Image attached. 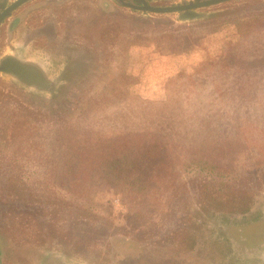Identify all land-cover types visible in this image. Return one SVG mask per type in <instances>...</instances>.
<instances>
[{"label": "rangeland", "instance_id": "1", "mask_svg": "<svg viewBox=\"0 0 264 264\" xmlns=\"http://www.w3.org/2000/svg\"><path fill=\"white\" fill-rule=\"evenodd\" d=\"M178 1L182 0L157 3ZM259 1L264 0L217 3L199 9L210 12V18L181 24L177 13L137 18L111 0H50L25 14L18 33L8 37L5 22L0 55L15 51L12 47L17 45L28 46L30 52L38 48L33 26H44L45 21L48 35L56 28L59 35L83 43L89 54L83 64L79 57L68 63L57 76L60 85L52 95L38 94L0 74V237L1 232L5 240L15 234L23 241L17 245L19 258L31 261L37 251L51 249L70 256L80 252L86 264H225V245H217L214 228L246 223L264 207V58L246 61L233 71L221 63L212 81L201 75L198 90L193 84L185 85L187 90L178 93L186 107L181 136L190 142L187 146L214 145L217 151H229L219 168L190 169L180 159L170 175L143 192L129 191L119 178L107 174L97 176L98 184L73 191L68 185L53 184L55 177L37 162L40 156L32 152V146L39 131L67 123L104 136L153 129L158 122L152 125L146 120L151 114L146 102L165 100L168 84H175L171 79L180 71L152 68L162 66L157 58L197 44L215 51L206 59L208 65L223 59L230 64L226 50L246 43L237 19L264 12ZM213 28L220 31L219 36L206 40L215 32ZM26 29L29 32L23 36ZM59 45L46 48L56 52ZM214 57L221 59L214 61ZM236 72L246 75L239 80L233 75ZM238 85L244 90L248 86V94L239 93L245 100L237 99L234 90L242 87ZM111 88L125 89L121 95L111 94L112 102L120 104L108 106V111L102 103L91 104L108 99L102 91ZM89 104L94 105L90 111L86 110ZM117 106L122 119L112 116ZM209 139L218 143H203ZM18 227L26 236L14 230ZM94 231L100 238L88 240L86 234ZM249 232L262 238L256 229ZM108 236L134 240L141 252L126 255L106 240ZM215 242L221 247L212 250ZM11 250L16 252V246Z\"/></svg>", "mask_w": 264, "mask_h": 264}, {"label": "trees", "instance_id": "2", "mask_svg": "<svg viewBox=\"0 0 264 264\" xmlns=\"http://www.w3.org/2000/svg\"><path fill=\"white\" fill-rule=\"evenodd\" d=\"M261 3L264 1H259L258 6H264ZM236 25L241 38L246 43L226 50L225 55H229L230 64L224 59L219 63H213L215 60L221 59V57H214L213 64L208 65L207 57L192 71L180 70L172 77L171 81L175 84H168L165 100L146 102L147 110L152 115L146 117V120L152 125L158 122L157 126L152 127L153 129L135 133L122 131L104 136L105 134L102 132L81 130L80 124L78 126L67 123L61 127L39 131L38 137H35V139L38 138L36 139L38 141L33 142L32 152L39 153L40 157L37 158V162L43 167L45 166V169L55 177L53 184L68 185L73 191H78L80 188L84 190V188L87 189V187L99 183L97 176L103 177L107 174L119 178L125 183L127 190L143 192L170 175L180 163V159L186 160L184 162L190 169L209 168L208 166H212V169L219 168L220 160L225 158L229 151H217L214 145L187 146V143L190 142L185 143L181 136L179 128L182 125L186 107L180 102L178 93L187 90L184 89L185 85L193 84L198 90L200 85L197 79L201 75L212 81V74L221 70V63H225L228 69L232 70L241 67L242 63L246 61L264 58V12L257 11L250 16L240 17L237 19ZM212 30L216 31L217 28ZM237 74L238 72L233 75L239 80L246 75L245 73ZM180 77L183 79L180 80ZM179 86H182V89H179ZM238 86L242 87L234 90V92L237 91V99L245 100L240 96L248 94L246 91L248 86H245V90L243 85ZM123 91L125 92V89H104L102 94L109 98L104 101L96 99L91 104L102 103L105 110L108 111L106 109L108 106L120 104L112 102L111 94L121 95ZM240 92L241 94H239ZM234 96L236 95L234 94ZM93 106L89 104L86 110L90 111L94 108ZM119 109L121 107L117 106V110L114 109L111 113L113 117L122 119ZM85 113L86 111H83L82 115ZM94 121L91 118V123L95 126ZM203 143L217 144L218 142L209 139ZM215 160L220 162H215ZM217 175L223 174L218 172ZM63 176L64 179L61 178ZM116 181L114 180L115 183Z\"/></svg>", "mask_w": 264, "mask_h": 264}, {"label": "flooded vegetation", "instance_id": "3", "mask_svg": "<svg viewBox=\"0 0 264 264\" xmlns=\"http://www.w3.org/2000/svg\"><path fill=\"white\" fill-rule=\"evenodd\" d=\"M16 1L17 0H0V15L1 14L4 15L3 16L4 18L0 25V34H1L2 27L3 25H5V22H6L5 30H6V34L8 35V37L12 34L20 32L19 29L23 22L24 17H26L25 14L29 15L30 11L38 7L42 1L48 2L50 0H45V1L44 0H24L23 2L18 4L16 7L11 8V6ZM111 1L114 2V4L122 8L130 10L137 18L138 16L142 18V16L144 15L146 16L147 14L149 15L160 14V15L171 16L165 13H153V12L144 13L143 10L136 9L134 7L123 4L119 0H111ZM124 1L130 2L132 4H142L141 1L137 2L135 0H124ZM147 1L151 5H160L159 3H157L158 0H147ZM198 1H202V0H198ZM22 7H25V9L20 13V15H17V12ZM203 8L205 7H201L198 9H203ZM7 20L9 21L8 23H7ZM173 20H175V17H173ZM45 24H46V21H45ZM45 24L44 26H42L41 24H39L37 27L33 26V31H32L34 35L33 41L36 47L38 48L33 49V51L31 50L32 52H30L27 48L28 46L17 45L15 47H12V48H16L15 51L14 50L5 51L3 55H0V63L2 59H4L9 54H14L18 58H22L23 60H27L26 58L30 57L32 59H35L37 68L40 71L42 70L45 76L53 81V80H57V76L63 70L67 69L66 66L68 65V63L76 60L77 59L76 57H79L77 60L82 62V64L86 61L85 57L86 56L89 57V54H88V50L86 49L83 43H80L79 41L73 39L70 35H66V36L59 35L56 28L53 31L52 35H48L46 28H45ZM42 29H44L45 32H41ZM28 32H29V29H26V31L23 32V36L28 34ZM46 36L50 40L46 38ZM8 37L6 38L8 39ZM56 42H59L61 44L59 45L60 49L56 50V52H52L48 50L49 48L50 49L52 48L50 47L52 43L55 44ZM60 46H63V47H60ZM46 47H49V48H46ZM0 74H4V73L0 71ZM253 216L256 218L251 219V220L247 219L248 222L238 223L233 228H231L230 225H224V224H222L220 227L216 229L214 228L215 234H217L218 239H219V241H217L218 242L217 245H220V244L225 245L224 246L225 249H224V253L222 257L224 258L225 264L226 263L227 264H264V207L260 209V215L254 214ZM93 222L92 224H94ZM1 227L2 226L0 225V228ZM249 229L258 230L259 232L258 234H260L262 238H256L254 235H252L249 232ZM14 230L18 232L19 234L26 236L22 228L18 227ZM3 234L4 233L1 232L2 238L0 237V241L2 245V246L0 245V248H1V252H0L1 261L0 262H3V264H86V262L81 258V257H84V255L80 254V252L73 253V255L70 256L64 253L63 251H58V250L56 251V250H51V249L46 250V251L45 250L37 251L38 253L34 254V257L31 258V261L27 259L19 258L20 255L18 254V252L20 251L17 250V245L22 244L23 241L17 240V238L14 237L15 234H8L6 236L8 239L6 238L5 240ZM86 237L90 241L98 240L100 238L99 235H97V232L95 231L93 232V234L87 233ZM108 239L111 240V243H113V245L116 246L117 249H119L121 252L125 253L126 255L128 252L133 253L135 255L141 252V249L139 250L134 240H130V239H127L124 237H118V236L117 237L110 236V238L108 236L106 240ZM14 242L16 243V245ZM25 242L29 243L28 240H26ZM215 244L216 242L213 243L212 250L213 249L216 250L217 248L221 247V246H216ZM13 246L14 247L16 246V252L11 250L14 248ZM7 250L11 252V254L9 253L10 255H8L11 258L7 256ZM220 251H222V248ZM226 251H228L229 253H226ZM5 256L7 257L6 259L8 260L7 262L4 259Z\"/></svg>", "mask_w": 264, "mask_h": 264}, {"label": "water", "instance_id": "4", "mask_svg": "<svg viewBox=\"0 0 264 264\" xmlns=\"http://www.w3.org/2000/svg\"><path fill=\"white\" fill-rule=\"evenodd\" d=\"M23 1L24 0H17L11 8L16 7ZM119 1L136 9H141L144 13H177V20L179 22H194L211 17L210 12L200 11L198 8L211 6L228 0H182L171 5H151L147 0H135L137 2L141 1L142 4H132L130 2H125L124 0ZM3 16L4 15L2 14L0 15V25L4 18ZM26 59L27 60H23L14 54H9L2 59L0 63V71L11 76L23 86L28 87L30 90L38 94H54L60 85L58 78L57 80L52 81L45 76L42 70L40 71L37 68L35 59L30 57Z\"/></svg>", "mask_w": 264, "mask_h": 264}, {"label": "crops", "instance_id": "5", "mask_svg": "<svg viewBox=\"0 0 264 264\" xmlns=\"http://www.w3.org/2000/svg\"><path fill=\"white\" fill-rule=\"evenodd\" d=\"M179 22V21H178ZM197 21L194 22H179L183 24H192L196 23ZM200 22V21H198ZM220 31L217 30L211 34H209L206 38H212L213 36H219ZM212 41L211 39H209ZM206 44V43H205ZM202 46V45H200ZM208 47L210 45H207ZM148 48V47H146ZM207 47L202 46L199 47L197 44L194 47H191L188 50H180L179 52H176L175 54H161L160 59L161 60V65L162 66H152V68H162V69H169V70H192L194 69L197 65H199L202 61H204L207 57L212 55V52H215L214 50H207ZM212 48V47H211ZM210 49V47H209ZM161 53V52H160Z\"/></svg>", "mask_w": 264, "mask_h": 264}]
</instances>
